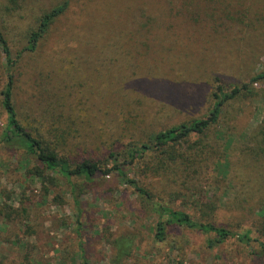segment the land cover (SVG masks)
Here are the masks:
<instances>
[{"label": "rangeland", "instance_id": "374dc122", "mask_svg": "<svg viewBox=\"0 0 264 264\" xmlns=\"http://www.w3.org/2000/svg\"><path fill=\"white\" fill-rule=\"evenodd\" d=\"M64 2L37 49L21 53ZM0 28L12 56L21 53L12 93L22 124L74 164L106 168L109 154L126 158L129 145L204 118L216 86L229 91L264 72V0H0ZM3 65L0 48V91ZM251 87L204 136L147 154L128 173L164 204L261 242L264 80ZM4 123L0 107V133ZM195 151L204 166L189 179L181 154ZM38 167L0 146V264H80L79 245L88 264H111L110 243L128 235L137 249L125 264H264L234 241L210 250L212 235L187 229L158 243L155 214L114 176L81 195L77 231L67 180L44 169L39 180Z\"/></svg>", "mask_w": 264, "mask_h": 264}, {"label": "trees", "instance_id": "16d2710c", "mask_svg": "<svg viewBox=\"0 0 264 264\" xmlns=\"http://www.w3.org/2000/svg\"><path fill=\"white\" fill-rule=\"evenodd\" d=\"M67 8V2L51 8L43 14L38 22L35 31L27 36L26 46L21 50L23 52H34L41 39L47 34L52 22L57 19ZM0 48L4 57V87L0 91V107L5 114V123L0 133V146L10 147L13 150L20 151L34 159L40 167L35 170L33 176L39 180L43 178V169L45 171L57 174L67 180L70 193L73 196L74 204L77 208V231L81 229L80 224V197L84 192L96 183L98 178H107L114 176L121 183L130 185L136 195L147 205L148 209L155 214L156 222L153 227V238L158 243L167 239L171 230L187 229L200 232L205 235H212L213 238L206 241V247L210 250L233 241L248 248L255 258H264V239L260 242L254 238L251 230L237 232L228 227L216 225L212 222L195 219L188 212L174 209L161 200L153 198V195L141 188L137 181L129 176L128 168L141 160L145 155L156 152L170 145L177 146L180 142L188 139L190 136L201 137L214 125L218 123L221 112L225 104L242 95L250 96L253 94L251 85L264 80V72L253 77L249 84L236 85L229 91H224L221 86H216L212 94V105L204 118L196 119L191 122L182 123L166 130L153 134L146 142L133 143L129 145L126 158H121L115 153L108 156L110 166L102 168L99 164L92 161H82L74 164L68 158L57 155L54 151L47 148L42 140L27 130L22 124L20 112L17 110L13 99L14 70L16 68L18 56L13 57L0 28ZM201 152L195 151L191 156L181 154L185 162V175L189 179H194L199 172L203 170L204 158ZM73 179H79L81 182H72ZM261 190V189H260ZM261 211H264L262 209ZM264 230L261 236L264 238ZM254 244L256 247L254 249ZM110 245L114 249V255L111 264H125L133 256L137 246L135 239L128 236H119L112 240ZM257 248V249H256ZM80 264H88L85 252L79 245Z\"/></svg>", "mask_w": 264, "mask_h": 264}]
</instances>
